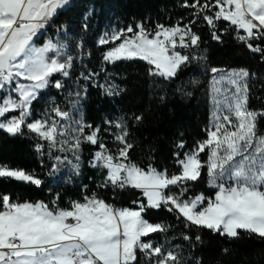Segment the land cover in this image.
Returning a JSON list of instances; mask_svg holds the SVG:
<instances>
[{
    "label": "snow or ice",
    "instance_id": "obj_1",
    "mask_svg": "<svg viewBox=\"0 0 264 264\" xmlns=\"http://www.w3.org/2000/svg\"><path fill=\"white\" fill-rule=\"evenodd\" d=\"M69 3L70 0H0V89L14 83L12 90L17 93L16 98L10 95L0 103V118H3L0 130L16 135L26 126L48 141L49 148L59 145V150L74 153L80 148L83 136L100 149L92 166L107 169V182L118 188L140 190L147 203L140 202L138 209H120L93 194L63 209L49 207L42 201L15 202L7 194L0 195V264H139L138 251L154 264H182L178 253L165 252L162 246L154 247L150 240L142 239L167 231L165 225L144 219L143 213L149 208L174 212L177 218H184L186 227L208 229L229 238H239L241 232L264 238V135L257 132V121L264 117V112L248 108L247 70L214 78L217 112L213 113L207 130L208 138L185 153L184 159L177 160L181 166L179 174L169 175L166 170L152 167L144 170L131 163L128 150L132 145L127 143L123 118L106 121L120 129L115 138L123 147L116 155L105 151L106 145L98 137L99 128L83 135L84 128L91 126L82 121H74L77 125L74 129L54 121L27 122L32 114V101L53 84V75L69 76L73 58L66 55L64 45L51 40L43 47L33 45V37ZM184 6L195 10L194 18L186 25H157V30L151 33L138 24L135 30L128 26L102 37L99 41L102 45L120 41L105 52L104 60L138 59L154 66L149 68L150 75L173 78L182 66L197 58L178 49L199 47L200 37L191 25L200 16L212 30L214 40H220L215 31L217 22H228L234 26L236 39L264 59V47L252 43L264 41V0H205L204 3L192 0L191 4L186 0ZM217 71L212 69L213 73ZM54 87L59 89L63 84L56 80ZM108 94L116 93L110 87ZM221 108L226 114H220ZM17 110L18 115H8ZM54 111L62 121L71 119L68 112L59 108ZM135 119L139 121L141 117ZM42 147L38 145L37 149ZM177 147L182 149L185 145L181 142ZM206 150L207 161H202L200 154ZM175 155L179 157V153ZM204 167H207L209 186L217 189L214 197L200 194L183 199L187 182L197 181ZM0 178L37 187L43 183L32 173L5 166H0ZM173 187L180 189L178 194L173 193ZM52 203L55 205V201ZM196 240H200L199 235Z\"/></svg>",
    "mask_w": 264,
    "mask_h": 264
},
{
    "label": "trees",
    "instance_id": "obj_2",
    "mask_svg": "<svg viewBox=\"0 0 264 264\" xmlns=\"http://www.w3.org/2000/svg\"><path fill=\"white\" fill-rule=\"evenodd\" d=\"M185 2L73 0L36 37L39 44L49 37L65 46L66 55L73 58L69 76L53 75V84L32 101V114L27 122L38 120L45 112L56 108L69 115L80 110L90 129L99 125L105 127L106 121L123 118L128 132L126 140L132 145L128 150L131 163L144 170L152 167L173 175L181 172L177 160L184 159L185 153L208 138L212 108L209 82L213 68H246L250 74L248 108L264 111V59L236 39L234 26L228 22H217L215 31L220 40H214L212 30L202 16L197 17L191 27L200 37L199 47L181 49L183 54L197 58L182 66L170 79L150 75L149 68L154 66L145 61L104 60L105 52L116 44L99 43L106 29L112 26L135 28L141 23L152 32L157 30V25H186L194 18L195 10L185 7ZM187 3L191 4L192 0ZM252 43L264 47V41ZM56 80L62 82V88L54 87ZM109 86L116 94H108ZM137 116L141 120L137 121ZM259 126L264 131V117L259 118ZM99 139L107 149L112 147L113 141L107 133ZM181 142L185 145L182 149L177 147ZM38 145L43 147L38 150ZM48 145V141L26 126L16 135L0 130V166L22 169L43 181L37 187L0 178V195L7 194L15 202L42 201L49 207L63 209L70 208L73 201L83 202L85 196L93 194L120 209H138L140 202L147 203L140 190L114 187L107 182V169L92 166L91 161L100 150L97 145L82 141L75 153L61 151L59 145L56 148ZM207 158L206 150L200 154V159L207 161ZM208 179L207 167H204L197 181L187 182L183 197L194 198L200 194L214 197L217 189L209 186ZM172 191L178 194L180 189L173 187ZM143 216L150 223L165 225L167 231L152 233L142 239L150 240L154 247L162 246L165 252L178 253L182 264H264V238L256 234L241 232L239 238H229L208 229L186 227L183 217L177 218L174 212L165 208H149ZM137 256L139 264H154L139 251Z\"/></svg>",
    "mask_w": 264,
    "mask_h": 264
},
{
    "label": "rangeland",
    "instance_id": "obj_3",
    "mask_svg": "<svg viewBox=\"0 0 264 264\" xmlns=\"http://www.w3.org/2000/svg\"><path fill=\"white\" fill-rule=\"evenodd\" d=\"M73 2V0H70V3L71 4ZM138 24H141V23H138ZM137 24V25H138ZM46 27V26H45ZM45 29V28H44ZM44 29H41L37 35L35 37H33V45L37 48L39 47H43L48 41H52L53 40L51 38H46V41L43 43V44H39L37 41H36V37L44 30ZM124 29H127V28H123V27H115V26H112V27H109L108 29H106L102 35L100 36L99 38V41L102 37H105L106 35L110 36L113 32H118L120 30H124ZM134 30L136 29L133 28ZM146 29V28H145ZM148 30V29H147ZM149 32H151L150 30H148ZM155 31H152L151 33H154ZM128 35H131V33H129ZM55 43V42H54ZM120 43V41H116V44ZM115 44V45H116ZM114 45V46H115ZM113 46V47H114ZM182 48H179L178 51H181ZM65 52V50H64ZM183 54V53H182ZM217 69L218 71L216 73H212V76H211V79H210V82H209V93H210V100H211V118H210V123H209V126H208V129L211 127V124H212V121H213V113L214 112H217V106L214 105V92H213V86H214V78L216 79H219L222 75L226 74V73H232V72H238L240 71L241 69H244V70H247L246 68H242V67H233V68H215ZM248 71V70H247ZM20 83H27V81H23V80H20L19 81ZM15 84L13 83V85L9 86V85H6L4 89H0V103L3 102V99L7 98L8 96H12L13 98H16L17 97V93L15 91H13L12 89L14 88ZM109 87H112V86H109ZM230 87V86H229ZM43 91V90H42ZM41 92V91H40ZM39 92V94H40ZM39 94L37 95V97L39 96ZM36 97V98H37ZM255 112H264V111H255ZM19 112L18 110L13 112V113H10L8 114L9 116L11 115H18ZM220 114H226L223 109L221 108L220 109ZM71 119L70 120H67V121H62L60 119V117H58L55 113V111L52 109V110H49L47 112H45L44 116L38 120H47L49 121V123L51 122H56L58 125H61V126H64V127H67V126H71L72 129L76 128V124L74 123V121H82V123L84 125H88L85 120L83 119L82 117V114L80 112V110H77V112L73 115H70ZM0 119H3V118H0ZM36 121V120H35ZM108 121H113V120H108ZM115 122V121H113ZM99 128V132H98V137L100 138L101 136L104 135V133H107L109 138L113 141V145L112 147H109L108 146V149H107V152H110L112 153L113 155H116L118 154V151L120 148L123 147V144H121L119 141L116 140V135L120 132V129L116 128L114 123L113 124H109V123H106L105 124V127L99 125L93 129H90L89 127H85L84 128V133L83 135H88V134H91V132L95 129ZM257 132L259 135H264V131L260 130V126H259V119L257 121ZM59 140H62L63 137H58ZM82 141H86L83 139V136H81V143ZM81 145V144H80ZM67 145H65V148L67 149ZM99 151V150H98ZM97 152V151H96ZM94 160V158H93ZM93 160L91 161V164L93 162ZM6 167V166H5ZM8 168V167H7ZM12 169V168H10ZM183 199H192V198H184ZM145 219V218H144Z\"/></svg>",
    "mask_w": 264,
    "mask_h": 264
},
{
    "label": "built area",
    "instance_id": "obj_4",
    "mask_svg": "<svg viewBox=\"0 0 264 264\" xmlns=\"http://www.w3.org/2000/svg\"><path fill=\"white\" fill-rule=\"evenodd\" d=\"M105 151L107 152V148L105 149Z\"/></svg>",
    "mask_w": 264,
    "mask_h": 264
}]
</instances>
